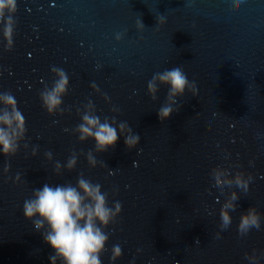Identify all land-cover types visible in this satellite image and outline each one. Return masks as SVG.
<instances>
[{"label":"water","instance_id":"95a60500","mask_svg":"<svg viewBox=\"0 0 264 264\" xmlns=\"http://www.w3.org/2000/svg\"><path fill=\"white\" fill-rule=\"evenodd\" d=\"M242 8L236 12L231 0H17L10 51L0 33V92L14 95L27 131L15 156L0 154V264H51L53 250L24 218L23 202L45 183L75 185L81 173L109 193L110 205L122 204L106 229L102 264H250L245 253L253 249L264 264V0H243ZM53 66L65 70L69 87L63 114L50 116L39 94L56 79ZM176 66L196 82L198 96L186 91L161 121L168 89L161 85L153 100L147 83ZM89 100L102 121L115 117L140 135L132 150L120 136L107 152L93 151L95 168L86 159L95 141L82 143L72 131ZM73 151L76 167L57 175L55 163L66 164ZM217 166L251 174L248 193L234 186L221 195L210 175ZM231 191L240 199L221 231ZM249 207L261 214V227L240 237ZM116 244L122 256L112 262Z\"/></svg>","mask_w":264,"mask_h":264},{"label":"clouds","instance_id":"9594fccd","mask_svg":"<svg viewBox=\"0 0 264 264\" xmlns=\"http://www.w3.org/2000/svg\"><path fill=\"white\" fill-rule=\"evenodd\" d=\"M236 12L243 10V0H231ZM17 12V0H0V33L6 41V51L13 48V38L16 28L15 14ZM166 23V18L161 15L157 17V25ZM144 24L141 20L137 22V28L143 30ZM122 34L117 33L116 40L119 41ZM52 73L56 77L51 87L47 85L39 94L42 107L50 116L63 114L61 107L63 97L68 92L69 78L65 70L53 66ZM167 87L165 103L158 110V118L161 121L167 120L174 112L173 105L178 103V97H183L185 92H190L192 96H198L196 82L189 81L184 69L180 66L165 69L163 72L153 74L147 83V92L153 100L157 99L159 87ZM91 87L99 92L100 89L95 83ZM104 99L109 100L105 94ZM179 109H176L178 111ZM113 112H119L117 107L112 108ZM81 122L72 130L78 136L80 142L94 140V149L86 154L87 163L95 168L98 160L95 153H104L109 148H114L118 138L124 137V143L128 150L137 148L140 142V135L134 133L127 122L117 123L115 117L109 120L105 117L103 121L96 115V109L91 100L83 106V111L77 109ZM26 119L18 108L14 95L8 92H0V154L4 157L15 156L19 150L20 142L24 140L26 134ZM67 131V129H65ZM25 147L27 145L25 144ZM142 151V149H141ZM37 154L36 148L32 150V156ZM83 154V153H82ZM45 157L51 161L53 156L51 151L45 152ZM77 154L75 151L69 156L66 164L62 165L57 161L54 171L59 175L62 168L72 171L77 164ZM101 167L106 166L104 161L99 162ZM135 164V162H133ZM251 163V162H250ZM10 164H5L4 172L8 173ZM112 175L114 172L109 171ZM214 180L213 187L220 190L224 195L225 187L231 189L234 186L240 189L245 195L249 191V185L253 181L251 174L245 175L242 171H237L232 176L227 168L217 166L210 173ZM20 174L15 180L20 181ZM240 199L237 191H231L226 196L220 208L221 231L227 230L232 223L230 213L237 208L236 201ZM219 203V199L216 200ZM122 211V204L115 201L109 204V193L102 191L99 183H94L86 178L83 173L77 177V182L58 185L45 183L42 188L33 189L32 196L23 202V216L32 221L34 228L43 236V240L53 250L49 260L51 264H102L101 256L106 251L109 241V233L106 231L110 224L117 222V217ZM211 215V213H209ZM261 227V214L255 207H249L246 212L241 213L238 224V235L247 236L255 228ZM216 239L220 238V232L216 233ZM199 243V240L196 241ZM140 251L139 249L137 250ZM245 253V258L250 264H259V258L255 254ZM264 256V252H261ZM122 256V248L119 244L113 245L111 249V261L115 262Z\"/></svg>","mask_w":264,"mask_h":264}]
</instances>
